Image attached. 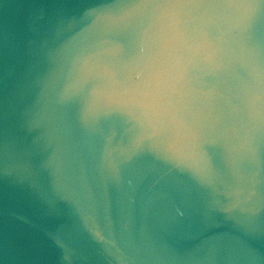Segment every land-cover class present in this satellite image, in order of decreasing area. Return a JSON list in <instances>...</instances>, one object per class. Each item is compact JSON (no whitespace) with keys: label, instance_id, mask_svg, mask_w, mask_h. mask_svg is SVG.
<instances>
[{"label":"water","instance_id":"1","mask_svg":"<svg viewBox=\"0 0 264 264\" xmlns=\"http://www.w3.org/2000/svg\"><path fill=\"white\" fill-rule=\"evenodd\" d=\"M0 264H264V0H0Z\"/></svg>","mask_w":264,"mask_h":264},{"label":"snow or ice","instance_id":"2","mask_svg":"<svg viewBox=\"0 0 264 264\" xmlns=\"http://www.w3.org/2000/svg\"><path fill=\"white\" fill-rule=\"evenodd\" d=\"M145 95H147V93H145Z\"/></svg>","mask_w":264,"mask_h":264}]
</instances>
